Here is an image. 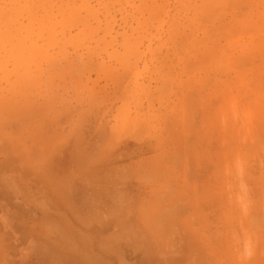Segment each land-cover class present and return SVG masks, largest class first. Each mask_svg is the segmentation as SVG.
Masks as SVG:
<instances>
[{
  "label": "rangeland",
  "instance_id": "1",
  "mask_svg": "<svg viewBox=\"0 0 264 264\" xmlns=\"http://www.w3.org/2000/svg\"><path fill=\"white\" fill-rule=\"evenodd\" d=\"M5 189L89 264H264V0H0Z\"/></svg>",
  "mask_w": 264,
  "mask_h": 264
},
{
  "label": "crops",
  "instance_id": "2",
  "mask_svg": "<svg viewBox=\"0 0 264 264\" xmlns=\"http://www.w3.org/2000/svg\"><path fill=\"white\" fill-rule=\"evenodd\" d=\"M10 193L7 189L0 191V215L3 219L0 223V231H3L0 232V264H58L62 261L70 264L90 263V255L86 250L81 248L76 251L74 248L94 244L95 240L94 235L86 230L87 226L76 220L77 215L88 212L83 204L77 205V202L70 201L67 193L59 195L53 189L35 192L34 196L26 190H21L19 198L22 201L18 211L23 221L15 222L10 220L14 212L10 201H4L9 198ZM32 197H35L40 205L31 203ZM46 199L58 205L52 208ZM48 213L66 214V227L53 223L50 220L52 218L46 216ZM30 214L35 215V218ZM69 215L72 220L77 221V225L71 221ZM65 229H70L73 233L64 237ZM16 230L17 238H10L7 232ZM92 260L99 264V258Z\"/></svg>",
  "mask_w": 264,
  "mask_h": 264
}]
</instances>
